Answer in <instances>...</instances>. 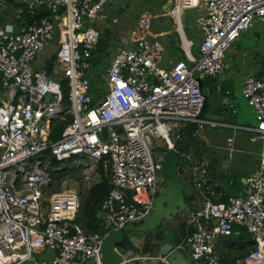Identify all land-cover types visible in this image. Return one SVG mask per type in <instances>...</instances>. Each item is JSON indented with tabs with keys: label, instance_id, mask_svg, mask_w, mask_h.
<instances>
[{
	"label": "built area",
	"instance_id": "built-area-1",
	"mask_svg": "<svg viewBox=\"0 0 264 264\" xmlns=\"http://www.w3.org/2000/svg\"><path fill=\"white\" fill-rule=\"evenodd\" d=\"M24 1L30 12L39 7L47 15L30 26L0 25V264H102L104 238L152 214L162 157L153 156V139L171 150L179 140L171 135L185 125L195 124L197 133L216 126L198 118L204 103L198 79L223 69L227 51L254 22L263 27L264 51V0H172L175 27L185 11H195L198 58L165 70L159 41L133 39L112 56L102 96L89 80L99 41L93 25L108 18L104 7L111 0ZM148 25L142 16L139 29ZM50 45L54 55L36 67ZM240 96L253 109L254 124L246 130L261 153L240 193L221 202L212 201L221 193L210 176L211 160L200 156L190 167L195 194L184 215L183 245L195 264H264V72L244 76ZM65 114L72 119L52 141L51 122ZM52 160L55 174L73 166L82 179H65L55 190ZM100 162L109 166L111 188L100 207L101 230L89 233L76 219ZM243 232L251 249L223 261L218 244ZM43 250L53 253L50 260L37 257ZM123 259L119 264H168L131 252Z\"/></svg>",
	"mask_w": 264,
	"mask_h": 264
},
{
	"label": "crops",
	"instance_id": "crops-1",
	"mask_svg": "<svg viewBox=\"0 0 264 264\" xmlns=\"http://www.w3.org/2000/svg\"><path fill=\"white\" fill-rule=\"evenodd\" d=\"M113 1L115 0H111L104 7L108 18L104 22H97L93 25L99 32V39L102 38L110 44L119 43L116 48H111L109 44L108 49H114L111 51L110 61L117 50L129 47L133 39L141 37L148 40H157L163 46V56L159 63V67L162 69H170L178 61H184L192 65L190 59L198 58L200 32L194 24L195 11H185L181 25L175 27L173 19L168 14L172 6V0H147L150 5L146 6L145 10L139 12V14L135 11L131 12L129 2L126 3V7H122L119 10ZM14 10H17L16 14H14ZM118 10L124 16L121 20L116 15ZM41 11L43 10L35 7L30 12L24 0H0V25L27 26L33 17ZM142 16L149 17V25L145 29H139L138 27V21ZM112 19H116V22L114 23ZM120 22L121 24L119 25ZM262 34L263 27L260 23L254 22L227 51L224 67L221 70L222 73L220 75L217 74L215 77H207L201 80L203 93L211 96L210 101L209 98L207 99L208 106L203 119L216 124L215 127L211 128L221 127L224 130L231 131L225 142L217 139L218 133L211 134V137L207 139L205 152H210L212 155V157L210 156V170L212 172L221 169L223 164L228 167V160L222 157V152L227 151L242 152L245 156L244 159L251 162L252 166L248 176L257 166L262 147L259 142L250 140L252 133L246 130V128L254 124V112L241 98L240 91L244 76L248 74L260 75L264 72V51L261 47ZM185 44L189 45L186 51L184 48ZM208 109H210V112H208ZM206 116L207 118H204ZM205 152L201 156L205 157ZM235 167L237 169L240 166L235 165ZM248 176L241 177L237 183L235 179L230 177L226 181V186L218 183L219 185L217 186L220 189L218 191L221 196L212 197V201L221 202L230 196L238 195L243 187L244 180ZM227 177L228 173L225 178ZM189 200H186L188 206L190 204ZM185 211L173 221L166 223L167 231L163 242L171 244L173 248L182 245L178 250L182 257L188 264H195L190 258L188 248L183 245V241L188 235L184 222ZM179 225L184 227L183 235L181 231L176 230ZM217 249L222 260H234L242 257L251 249V242L246 233L243 232L240 237L222 240L218 244ZM231 251H239L241 254L233 257L229 255ZM120 252L125 255V252L121 249ZM138 255L144 256L143 254ZM52 256L53 253L49 250H43L37 255L39 259L46 261L50 260ZM149 256L157 255L153 253Z\"/></svg>",
	"mask_w": 264,
	"mask_h": 264
},
{
	"label": "water",
	"instance_id": "water-1",
	"mask_svg": "<svg viewBox=\"0 0 264 264\" xmlns=\"http://www.w3.org/2000/svg\"><path fill=\"white\" fill-rule=\"evenodd\" d=\"M45 11L36 14L27 26L32 25L38 19L46 16ZM23 25H20V27ZM220 70L217 74H221ZM200 90L202 91V82L198 79ZM203 93V91H202ZM204 103L201 109L199 119H203L207 109V94L203 93ZM50 96L46 97L49 101ZM179 137L173 145V149L162 153L161 169L159 176L163 186L154 200L152 214L140 223H128L121 229L112 232L106 236L103 241L100 252V261L102 264H119L124 261L120 249L127 254H143L149 256L156 253L158 260L165 258L168 264H188L182 257L178 249L173 248L169 243H164L163 238L166 235V223L173 221L180 216L186 209V200L193 198L195 190L193 187L191 166L198 164L200 156L203 154V145H207L206 136L196 132L195 124H187L182 130L172 134L173 139ZM190 172L188 179L179 177V172ZM227 165L223 164L221 169L215 172L211 171L210 176L215 179L225 178ZM187 197V198H186ZM133 246L140 252L127 250L123 245ZM123 248V249H122ZM157 260V262H158ZM131 264H151V263H131Z\"/></svg>",
	"mask_w": 264,
	"mask_h": 264
},
{
	"label": "rangeland",
	"instance_id": "rangeland-1",
	"mask_svg": "<svg viewBox=\"0 0 264 264\" xmlns=\"http://www.w3.org/2000/svg\"><path fill=\"white\" fill-rule=\"evenodd\" d=\"M127 2H129L131 12L135 11L138 14H139V12H142L143 10H145L146 6L150 5V3L147 0H137V1L136 0H115V1H113L114 5H116L117 9H119V10L122 7H126ZM130 9L128 8L129 11H130ZM119 10L116 11V15L121 20V18H123L124 16H123V14L119 13ZM131 12H130V14H131ZM16 13H17V10H14V14H16ZM120 24H121V22L119 23V25ZM245 42H246V40H245ZM110 45H111L110 46L111 48H116V46H119V43L115 42V43H111ZM55 50H56V47L53 45L45 47L42 54L37 58L35 66L39 67L43 64L44 61L50 59L54 55ZM112 50H114V49H112ZM112 50H108V56L101 62L102 63L100 65L101 73H103V70L106 66L108 67L110 65V55L112 54L111 53ZM107 67H106V69H107ZM106 69H105V71H106ZM104 73H103V75H104ZM207 96H208L209 101H210V97H211L210 94H207ZM208 112H210V109H208ZM204 118H207V116ZM205 121H207V120H205ZM203 132H204V135L206 136V139H209L211 137V134L218 133L217 139L219 141H223V142H225L226 137L230 136V133H231V131L224 130L221 127H217V128L206 127ZM171 137H172V135H171ZM206 147H207V145H203L204 150H206ZM164 150H165V142L160 138H154L153 139V148L151 150L153 156L156 157L158 154L163 153ZM222 154H223L222 157H225L229 163L228 167H227L228 168L227 169L228 178L232 177L233 179L236 180V183H237L238 181H240L241 177L248 176L252 165H251V162L244 159L245 156H244V154H242V152H237V151L228 152L227 151V152H222ZM204 155L208 159H210V156L212 157L210 152L209 153L205 152ZM235 165H239L240 167L236 169ZM55 166L51 167L50 170H52V171L49 172L50 178L54 182L57 183L56 186L54 187L55 190L58 189L59 183L65 179H71V180L76 181V182H79L80 179H82L80 176V171L73 168V166L72 167L68 166V167L64 168L65 171L61 172L59 174L54 173L53 170H54ZM95 172L97 173L96 170H95ZM189 175H190V172H187V171L184 172V171H182V169L179 172V177L181 178V180L182 179H184V180L188 179ZM228 178H223V179L213 178V180L217 185L222 184V185L226 186V181L228 180ZM98 179H99L98 174H96V176L94 178H92V181H90L89 188L91 187L92 184L96 183L98 181ZM163 185L164 184L161 181L159 186H163ZM234 186H235V181H234ZM86 193H85V195H86ZM181 229H182V225H179V227H177L176 230L181 231ZM123 247L127 250L135 251L137 253L139 252V250L137 248L133 247L132 245L129 246V244L123 245ZM240 254H241V252H239V251H231V253H229V255L233 256V257H237V255H240Z\"/></svg>",
	"mask_w": 264,
	"mask_h": 264
},
{
	"label": "trees",
	"instance_id": "trees-1",
	"mask_svg": "<svg viewBox=\"0 0 264 264\" xmlns=\"http://www.w3.org/2000/svg\"><path fill=\"white\" fill-rule=\"evenodd\" d=\"M109 44L106 40L104 41L102 38L99 39L97 47L95 51L92 53L91 57V70L92 74L89 77L91 90L94 92H101L104 88V75L106 67L101 73V62L108 56V48ZM51 61L47 62V67H51ZM108 68V67H107ZM64 84V81H62ZM100 86L98 88L97 86ZM64 99L66 104L67 99V92L66 90L63 91ZM72 117L69 114H65L63 118H56L52 120L50 126V139L52 141H57L60 139L61 134L67 124L71 121ZM52 166H55L57 162L52 160ZM214 165V164H213ZM211 169V168H210ZM96 171L98 174V181L91 185L89 190L87 191L86 195L84 196L82 203L79 208L78 216L76 221L81 223L85 231L89 233H95L101 230V219L99 217L100 207L102 204L103 199L107 196L110 191V170L109 166H104V162H100L96 165ZM228 178V177H227ZM233 186V185H231ZM217 190H220L219 187ZM182 235L184 234V227L182 226L181 229ZM177 242H179L177 240ZM225 261V260H223Z\"/></svg>",
	"mask_w": 264,
	"mask_h": 264
},
{
	"label": "flooded vegetation",
	"instance_id": "flooded-vegetation-1",
	"mask_svg": "<svg viewBox=\"0 0 264 264\" xmlns=\"http://www.w3.org/2000/svg\"><path fill=\"white\" fill-rule=\"evenodd\" d=\"M203 153L205 152V150L202 151ZM162 187V186H161Z\"/></svg>",
	"mask_w": 264,
	"mask_h": 264
},
{
	"label": "clouds",
	"instance_id": "clouds-1",
	"mask_svg": "<svg viewBox=\"0 0 264 264\" xmlns=\"http://www.w3.org/2000/svg\"><path fill=\"white\" fill-rule=\"evenodd\" d=\"M178 141V140H177Z\"/></svg>",
	"mask_w": 264,
	"mask_h": 264
}]
</instances>
